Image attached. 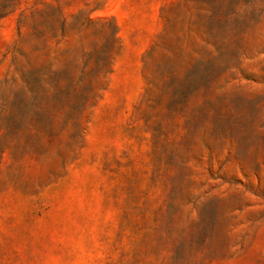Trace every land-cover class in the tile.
I'll use <instances>...</instances> for the list:
<instances>
[{"label": "rangeland", "instance_id": "obj_1", "mask_svg": "<svg viewBox=\"0 0 264 264\" xmlns=\"http://www.w3.org/2000/svg\"><path fill=\"white\" fill-rule=\"evenodd\" d=\"M0 264H264V0H0Z\"/></svg>", "mask_w": 264, "mask_h": 264}, {"label": "trees", "instance_id": "obj_2", "mask_svg": "<svg viewBox=\"0 0 264 264\" xmlns=\"http://www.w3.org/2000/svg\"><path fill=\"white\" fill-rule=\"evenodd\" d=\"M204 1H208V0H204ZM209 69L207 71H192L191 73L188 74V76L186 77L185 81L183 82V84L179 87L180 90H184L186 88H189L193 85H195V83H197V81H201L202 79H204V77L207 75Z\"/></svg>", "mask_w": 264, "mask_h": 264}]
</instances>
